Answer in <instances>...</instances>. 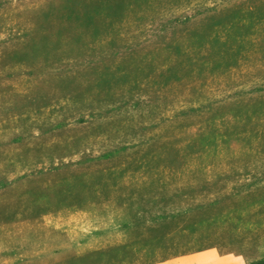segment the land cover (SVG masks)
Segmentation results:
<instances>
[{
	"label": "rangeland",
	"instance_id": "rangeland-1",
	"mask_svg": "<svg viewBox=\"0 0 264 264\" xmlns=\"http://www.w3.org/2000/svg\"><path fill=\"white\" fill-rule=\"evenodd\" d=\"M200 252L264 264V0H0V264Z\"/></svg>",
	"mask_w": 264,
	"mask_h": 264
},
{
	"label": "crops",
	"instance_id": "crops-1",
	"mask_svg": "<svg viewBox=\"0 0 264 264\" xmlns=\"http://www.w3.org/2000/svg\"><path fill=\"white\" fill-rule=\"evenodd\" d=\"M206 252V251H205ZM193 258L186 259L185 256L183 257H177L173 258L171 260L162 262L160 264H240V262H243L238 258V256H235V254H227V255H221V254H212L208 255L204 252H200L199 254H194L190 256Z\"/></svg>",
	"mask_w": 264,
	"mask_h": 264
}]
</instances>
